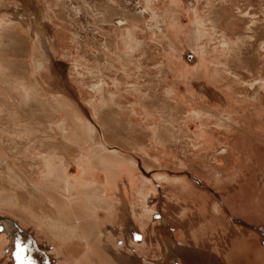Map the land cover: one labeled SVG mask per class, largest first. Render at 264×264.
Here are the masks:
<instances>
[{"label":"rangeland","instance_id":"1","mask_svg":"<svg viewBox=\"0 0 264 264\" xmlns=\"http://www.w3.org/2000/svg\"><path fill=\"white\" fill-rule=\"evenodd\" d=\"M76 261L264 264V0H0V264Z\"/></svg>","mask_w":264,"mask_h":264},{"label":"bare ground","instance_id":"2","mask_svg":"<svg viewBox=\"0 0 264 264\" xmlns=\"http://www.w3.org/2000/svg\"><path fill=\"white\" fill-rule=\"evenodd\" d=\"M21 88H23L24 90H27L25 92L26 93V99H30L31 98V93L33 92V91L31 92V88H28L27 86H24V85ZM62 130H65L64 129V126H62ZM62 172H63V170L61 168H59V169H55V168L51 169L50 166H49V174L51 176H53V174H56L59 178H62L64 180L66 177H64V175H63ZM72 187H73V185L70 182H68V181L65 182L64 181V186H63V188H62L61 191H62V193H67V192L71 193ZM95 189L97 191H99L97 188H95ZM141 191H144V190H141ZM96 195H98V194L95 191H92V192H89V193L86 194V198L82 199V200H85L84 203H83L84 213L86 211V212H89V213L91 212L93 214V209L92 208L95 209V207H100L99 204H103V203H104V205H103L104 206L103 207L104 210L105 209H111V208H113V205L110 204V202L105 201L103 197L96 196ZM54 207L56 209V219L55 220H49V229H50L49 231L55 237H58L60 239H76V238H79V239H83V242L86 239V242H87V240L91 236H93V229L90 226H88V228H87V227H85V225L81 224L78 216L75 214V212L71 208H64V207H62L61 209H59L58 206H57V204ZM78 210H79V208H78ZM86 214H88V213H86ZM92 226H93V224H92ZM89 227L91 228L92 232L90 231ZM95 232L96 231L94 229V233ZM91 233H92V235L90 236ZM99 234H101V233H99ZM88 236H90V237H88ZM95 236H97V233H96ZM68 241H66V242H68ZM69 242H72V241H69ZM99 246H101V243H100ZM92 247H94V246H92ZM89 248H90V246H89ZM92 250H93V248H92ZM92 255H93V252H92Z\"/></svg>","mask_w":264,"mask_h":264}]
</instances>
